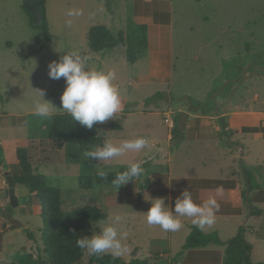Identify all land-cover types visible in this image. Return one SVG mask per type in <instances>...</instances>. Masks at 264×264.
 <instances>
[{
	"label": "rangeland",
	"instance_id": "374dc122",
	"mask_svg": "<svg viewBox=\"0 0 264 264\" xmlns=\"http://www.w3.org/2000/svg\"><path fill=\"white\" fill-rule=\"evenodd\" d=\"M23 1L0 0V158L4 164L0 166V264L18 262L24 253L38 255L43 248L39 199L32 198L25 187L15 186L16 195L28 200L18 208L10 206L6 174H22L18 150L26 152L33 174L44 175L50 185L61 190L62 212L96 206L106 218L115 212L123 215L118 230L126 233L123 243L128 251L119 256L105 254L128 262L146 252L141 257L146 261L150 252L168 250V232L146 222L144 213L151 208V202L137 206L142 203L146 184L137 179L136 185H126L123 189L127 203L116 207L122 199L121 191L96 183L92 190L84 191L79 188V178L101 170L123 171L138 160L144 162V169L150 167L166 175L172 169L175 178L197 176L204 165L212 171L213 155L202 149L201 142L184 140L179 149L175 148L177 143L171 161L168 160L166 140L172 119L168 113L188 111L216 117L215 109L207 108L208 96L221 77L230 80L239 74L242 67L233 65L235 59L248 57L255 64H264L257 57L264 53V0H46L52 42L43 49V34L30 26L31 18ZM73 9L81 14L67 16ZM68 20L72 21L71 26L67 25ZM137 25L148 26L149 38L148 52L137 63L127 61L123 47L98 54L89 50L87 37L92 27L106 26L118 33ZM69 50L87 55L89 67L116 73L114 83L120 89L123 109L116 119L99 124L100 134L116 144L144 137L149 141L147 149L92 164L86 156L89 151L81 153L72 145L58 149L49 139L54 116L64 113L60 111V97L66 82L64 78L50 79L48 65L59 61ZM36 90H43L44 99L57 108L50 118L34 115V102L40 99ZM255 95L260 99L256 100ZM227 98L216 99L223 113L235 112L239 105L264 113V77L253 74L244 79L232 87ZM118 121H122L120 131L113 128ZM214 125L220 131L218 119ZM247 133L239 138L249 149V161L264 162V131ZM220 135L218 132L221 140ZM218 151L223 153L222 149ZM262 180L253 175L255 187L261 186ZM248 226L250 259L255 264L264 263V211ZM99 230L92 227L90 236ZM181 236L174 234L172 253L178 252L185 242ZM91 256L83 250L79 264H89ZM149 264L174 262L156 254Z\"/></svg>",
	"mask_w": 264,
	"mask_h": 264
},
{
	"label": "trees",
	"instance_id": "16d2710c",
	"mask_svg": "<svg viewBox=\"0 0 264 264\" xmlns=\"http://www.w3.org/2000/svg\"><path fill=\"white\" fill-rule=\"evenodd\" d=\"M200 1V0H197ZM43 16V22L39 27L33 25V15L26 11L30 16V26L42 32L44 41L42 49L52 42L49 32V24L46 16V0L37 1ZM87 43L92 53L98 54L106 51H113L116 48H125V58L131 64H135L143 59L149 48L148 26L137 25L131 26L126 31L118 33L112 32L106 26H95L89 30ZM121 122L114 124L115 130H121ZM227 127L229 125L227 124ZM260 128H245L243 132L257 133ZM175 135L177 131H174ZM99 124L94 125L92 130L79 125L66 113L57 114L53 118L50 127L49 139L58 148L64 146H75L79 152L94 150L95 146L102 145L105 136L99 134ZM232 136V132L229 131ZM223 136V131H222ZM0 152L2 148L0 146ZM18 161L22 174L12 176L16 187H25L32 198H37L41 204V212L43 219L42 228V250L38 255L32 253H24L18 259V262L10 264H79L83 257V250L76 245V240L81 235L90 236L93 224L102 222L106 219L103 211L96 206L77 207L69 212H62V194L58 187L49 184L47 178L41 174H33L32 166L28 161L26 152L18 150ZM92 164H96L92 160ZM0 166H4L0 158ZM106 177L102 178L96 172L92 176H83L79 178V188L84 191L93 189L94 184L100 186H111V180L115 173L106 172ZM246 176L249 180L251 192H254L253 175L246 170ZM245 198V191L243 192ZM253 200L250 199L252 204ZM254 216H260L261 212L258 208ZM30 239L34 235L28 230L26 231ZM246 228H241L239 235L225 244V264H255L251 261V246L245 238ZM221 245L222 242L216 233L204 234L197 227L193 228L191 234L183 246L182 252L205 248L209 245ZM89 264H147L146 261L133 258L129 262L121 258L114 257L110 254L92 255ZM264 264V263H261Z\"/></svg>",
	"mask_w": 264,
	"mask_h": 264
},
{
	"label": "crops",
	"instance_id": "0c3cea01",
	"mask_svg": "<svg viewBox=\"0 0 264 264\" xmlns=\"http://www.w3.org/2000/svg\"><path fill=\"white\" fill-rule=\"evenodd\" d=\"M228 99V98H227ZM255 99L259 100V96L255 95ZM226 125L228 124L229 131L232 132V138L237 144H244L246 147V153L244 157L246 170H249L254 176L260 177L262 180L261 186H256L254 192H250V199L254 198V203L250 205L246 202V198L243 196L245 191V182L239 166V154L234 151L229 145L223 146L224 133L222 136L223 127L220 121V117H212L204 113L178 111L176 113L170 112L168 116L171 117L169 121V133L167 136V152L169 154V161L172 159L171 152L173 146L177 143L175 148L182 147L181 141L191 140L202 143V149L207 152L212 158L213 169L209 171L207 165L203 166V170L200 174L193 177L178 176L173 177V170L170 169L166 175L161 170L152 171V168H145L144 174L141 179L142 183L146 184L147 188L145 193H142V203L137 206H145L149 198H166V205H171L174 209L175 199L181 195L183 190L187 189L192 192L193 199L196 203H202L209 197H215L219 204V210L215 215V222L212 226L207 227L202 232L204 234L216 233L222 244L221 245H209L205 248H199L195 250H189L182 252L183 246L186 243L187 238L191 234L195 226L188 218H182V228L176 232H168V250H160L150 252V257L146 260L147 264L154 261V255L160 254L163 260L174 264H225V244L236 238L239 235L241 228H246L245 238L247 240V232L249 231V222L254 217V213L258 208L261 215L264 211V162L251 163L249 161V149L247 145L240 140V136L244 135L243 129L245 128H260L264 131V113L255 111L254 109H244L240 105L236 107L235 112L223 113ZM219 120L220 131L217 130L214 125V120ZM177 131L176 135L174 131ZM218 132L221 134L219 139ZM251 134V133H247ZM254 134V133H253ZM176 141V142H175ZM175 143V144H174ZM181 143V144H180ZM205 143V144H203ZM223 150L219 153L218 150ZM225 154V155H221ZM218 160V161H217ZM6 166V165H5ZM140 180V179H139ZM140 181V183H141ZM137 184V180L129 182L127 185L134 186ZM122 186L119 191L122 193V199L119 200L116 207L126 205L127 195ZM217 188H222L221 192H217ZM246 193V191H245ZM144 195V196H143ZM141 197V198H142ZM179 233L183 244H180L181 249L178 252L172 253L171 248L173 244L174 234ZM182 243V242H181ZM146 252L140 254L135 259L142 260L141 257L145 256ZM179 259V260H178ZM129 262V261H128Z\"/></svg>",
	"mask_w": 264,
	"mask_h": 264
},
{
	"label": "clouds",
	"instance_id": "9594fccd",
	"mask_svg": "<svg viewBox=\"0 0 264 264\" xmlns=\"http://www.w3.org/2000/svg\"><path fill=\"white\" fill-rule=\"evenodd\" d=\"M80 14L74 9L67 12L69 17ZM66 23L71 26L72 21L68 20ZM89 59L87 55L78 50H69L61 56L59 61H52L48 65V75L53 80L65 79L66 88L60 97L62 106L60 111L69 115L79 125L92 130L96 124L116 119L123 109V103L120 89L114 83L116 73L111 70L89 67ZM36 91L40 99L34 102V115L42 119L50 118L53 109L57 108L44 99L43 90ZM148 147L149 141L144 137L125 139L119 144L106 138L102 145L95 146L94 150L86 153V156L91 160L109 162L128 152H141ZM143 163L142 160H138L129 163L125 170L116 172L111 180L113 189L118 192L129 182H135L137 179L141 181L145 171ZM98 175L104 178L107 173L101 170L98 171ZM216 191L221 192L222 188H217ZM147 197L149 198L145 196V199L149 200L152 205L147 213H144L147 224L159 226L166 232L180 230L183 226L182 218L190 219L195 227L203 231L214 224L216 212L219 210L215 197H209L202 203H196L192 192L187 189L175 199L174 209L171 205H166V198ZM122 222L121 213H110L104 221L93 224L94 229L96 227L100 229L99 232L93 231L91 236L81 235L77 238V247L90 255L110 252L119 256L126 253L128 248L123 243L126 233L122 234L118 230Z\"/></svg>",
	"mask_w": 264,
	"mask_h": 264
},
{
	"label": "water",
	"instance_id": "95a60500",
	"mask_svg": "<svg viewBox=\"0 0 264 264\" xmlns=\"http://www.w3.org/2000/svg\"><path fill=\"white\" fill-rule=\"evenodd\" d=\"M38 0H24L23 1V8L30 12L33 15V25L39 27L43 22L42 11L37 3ZM115 0H110V2L114 3ZM120 1V0H116ZM262 61H264V53L257 56ZM233 65L235 67H242L239 74L236 75L233 79L228 80L226 76L221 77L214 86V91L209 94L208 98V107L211 106L215 109L217 116L220 117V121L223 127L224 133V140L222 141L223 146L227 144L231 147L234 151L239 154V166L242 172L244 182H245V198L246 202L250 205V192L251 187L249 180L246 176V167H245V153L246 147L244 144H237L234 142L233 138L229 134V129L226 125L225 119L221 117L222 110L217 103V98L222 96L224 100L227 99L231 95L232 87L239 85L244 79L252 76L253 74H260L264 77V64H255L251 58L248 57H239L235 59ZM230 88L229 90H227ZM201 104V103H200ZM6 181L8 183V196L10 206L12 208H18L21 204L25 203L28 199H20L15 192V184L13 182L12 177L9 174H6ZM245 236V235H244Z\"/></svg>",
	"mask_w": 264,
	"mask_h": 264
},
{
	"label": "built area",
	"instance_id": "2783aa9c",
	"mask_svg": "<svg viewBox=\"0 0 264 264\" xmlns=\"http://www.w3.org/2000/svg\"><path fill=\"white\" fill-rule=\"evenodd\" d=\"M171 125H173V122L171 121Z\"/></svg>",
	"mask_w": 264,
	"mask_h": 264
},
{
	"label": "flooded vegetation",
	"instance_id": "af4514ba",
	"mask_svg": "<svg viewBox=\"0 0 264 264\" xmlns=\"http://www.w3.org/2000/svg\"><path fill=\"white\" fill-rule=\"evenodd\" d=\"M26 11V10H25ZM32 23H33V21H32Z\"/></svg>",
	"mask_w": 264,
	"mask_h": 264
}]
</instances>
